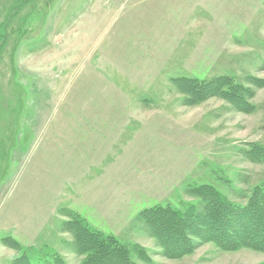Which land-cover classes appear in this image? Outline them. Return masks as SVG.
Wrapping results in <instances>:
<instances>
[{
	"label": "rangeland",
	"instance_id": "obj_1",
	"mask_svg": "<svg viewBox=\"0 0 264 264\" xmlns=\"http://www.w3.org/2000/svg\"><path fill=\"white\" fill-rule=\"evenodd\" d=\"M218 75L254 91L251 112L218 97L188 105L172 81ZM255 146L264 0H0V264H79L71 210L152 264H264L212 243L167 259L137 220L197 201L187 188L200 184L243 203L264 184Z\"/></svg>",
	"mask_w": 264,
	"mask_h": 264
},
{
	"label": "trees",
	"instance_id": "obj_2",
	"mask_svg": "<svg viewBox=\"0 0 264 264\" xmlns=\"http://www.w3.org/2000/svg\"><path fill=\"white\" fill-rule=\"evenodd\" d=\"M172 81L180 92L186 94L188 105L218 97L237 111L251 112L254 109L249 102L254 91L229 75L209 79L182 76ZM248 152L256 158L264 156V148L257 146ZM188 193L197 201L180 207L155 204L137 215V220L145 227L147 235L155 240L163 257L180 259L205 243H212L224 252L249 249L264 254V184L244 194L243 203L233 201L210 184L188 187ZM68 212L69 218L63 228L72 236V250L79 264H152L145 247L121 243L113 234L91 227L77 212ZM2 241L8 246L19 247L11 237ZM10 264L31 262L26 255H21L12 259ZM46 264L67 263L60 255L54 254Z\"/></svg>",
	"mask_w": 264,
	"mask_h": 264
}]
</instances>
